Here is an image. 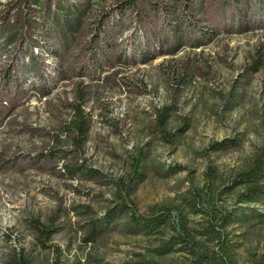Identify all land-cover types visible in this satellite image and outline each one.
Returning <instances> with one entry per match:
<instances>
[{
	"label": "rangeland",
	"instance_id": "374dc122",
	"mask_svg": "<svg viewBox=\"0 0 264 264\" xmlns=\"http://www.w3.org/2000/svg\"><path fill=\"white\" fill-rule=\"evenodd\" d=\"M22 258L264 264V0H0V264Z\"/></svg>",
	"mask_w": 264,
	"mask_h": 264
},
{
	"label": "trees",
	"instance_id": "16d2710c",
	"mask_svg": "<svg viewBox=\"0 0 264 264\" xmlns=\"http://www.w3.org/2000/svg\"><path fill=\"white\" fill-rule=\"evenodd\" d=\"M259 61H256V63L258 64ZM258 65H254L253 68H256ZM74 108V112H73V118L71 119V122H68L67 124V127L72 131V136L74 138H76L77 141L80 140V138H83L86 136L88 130H89V122L87 120V118L85 117L84 113H83V110L80 108L79 104H74L73 106ZM166 117V112L165 110H162L160 112V115H159V118L160 119H164ZM162 123V122H161ZM138 166H139V158L138 160L136 161V165H135V176H141V171L138 170ZM65 173L72 177L74 176L77 172H80L86 176H95L98 172L97 169L91 167V166H88V165H85V164H82V163H72V164H65ZM113 208L109 210V212L107 213V219H110L111 215H114V212H113ZM162 216L159 215H156V218L154 220H156L155 222L157 223H161L162 222ZM105 222L102 220V219H92L91 222H90V225L88 227V233H89V236L88 238L91 240V239H94V237L97 235V234H100L104 229V224ZM43 231H45L44 228H40L39 229V232L42 233ZM28 264V260L25 259V258H22L21 260H19V264Z\"/></svg>",
	"mask_w": 264,
	"mask_h": 264
}]
</instances>
